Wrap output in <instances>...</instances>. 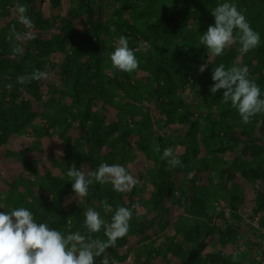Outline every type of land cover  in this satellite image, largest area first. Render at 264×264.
Instances as JSON below:
<instances>
[{
	"label": "trees",
	"instance_id": "obj_1",
	"mask_svg": "<svg viewBox=\"0 0 264 264\" xmlns=\"http://www.w3.org/2000/svg\"><path fill=\"white\" fill-rule=\"evenodd\" d=\"M223 2L0 0V152L24 166L17 180L0 191V211L23 206L37 222L62 233L87 234L83 225L89 207L106 222L118 207H127L133 213L130 231L106 250L109 264H151L171 255L180 264H262L226 248L237 246L241 237L239 211L248 190L251 215L259 216L264 228V114L244 124L230 103L222 102V91L213 95L210 88L213 69L223 63L247 66L264 92V0H229L259 33V46L242 55L234 45L211 57L199 38L214 24L211 12ZM81 18L90 23L88 31L80 29ZM20 35L27 40L20 41ZM120 36L133 49L146 42L136 53L137 72L112 67L109 54ZM202 64L208 67L200 73ZM37 71L54 77L18 82ZM37 102L42 109H35ZM30 135L38 141L22 154L7 149L15 136ZM55 136L64 142L63 156L52 151L51 167L41 172L40 139ZM169 147L182 167L171 168L162 159ZM31 152L37 156L30 157ZM139 161L146 165L138 168ZM73 162L88 172L104 162L118 163L140 183L127 193L94 183L88 197L72 199L67 171ZM237 177L248 190L235 182ZM175 207L184 213L172 226ZM91 235L107 240L103 230Z\"/></svg>",
	"mask_w": 264,
	"mask_h": 264
},
{
	"label": "clouds",
	"instance_id": "obj_2",
	"mask_svg": "<svg viewBox=\"0 0 264 264\" xmlns=\"http://www.w3.org/2000/svg\"><path fill=\"white\" fill-rule=\"evenodd\" d=\"M23 12L24 9L21 8ZM214 24L199 38V45L204 46L211 57H220L234 45H239V52L247 54L260 44V35L250 25L246 16L236 4L225 0L212 10ZM24 24L31 27L27 18ZM31 37V33L28 34ZM141 41L135 49L129 46L125 36H120L115 49L109 54L112 67L125 73L139 70L140 62L136 53L146 47ZM208 64L199 67L200 73L206 71ZM45 72H34L29 76H20V84L32 80H46ZM213 85L210 92L215 95L222 91V102L230 103L242 119L248 124L254 117L264 114V92L251 78L247 66L226 67L223 63L212 72ZM11 90L12 85H7ZM159 151V148L155 149ZM63 156L62 152L57 153ZM162 159L169 167H182L183 164L173 148L163 150ZM67 176L71 178L75 196L84 199L89 196L91 187L95 184H111L116 192L127 193L136 187L140 181L121 164L101 163L96 171L88 172L85 165L77 169L75 163L68 167ZM70 202V201H69ZM105 211L111 210L106 201ZM2 208V207H0ZM132 210L118 207L111 222H106L101 214L89 207L84 213V228L87 234L75 232L65 234L50 227L47 222H37L35 215L26 207L20 206L9 211H0V264H96L98 257H104L100 264H109L105 255L108 248L115 247L117 241L127 236L130 231ZM104 231L107 240L93 238L91 234ZM111 264H118L113 260Z\"/></svg>",
	"mask_w": 264,
	"mask_h": 264
},
{
	"label": "rangeland",
	"instance_id": "obj_3",
	"mask_svg": "<svg viewBox=\"0 0 264 264\" xmlns=\"http://www.w3.org/2000/svg\"><path fill=\"white\" fill-rule=\"evenodd\" d=\"M80 29L83 31H88L90 29V23L86 22V20H79L78 22ZM28 35V34H27ZM20 41H26L27 38L23 35H20L18 37ZM54 75L52 73L48 74V78L46 79L48 82L50 79H53ZM51 81V80H50ZM55 87V86H54ZM47 83L45 84L44 87H42V92L44 96V100L48 99L47 94ZM55 88H53V91ZM50 91V90H49ZM57 93L54 92V95L57 96L60 93L56 91ZM25 99H28L26 97ZM199 101H198V103ZM35 109L40 110L41 104L40 103H35ZM155 109H157L156 105H153ZM41 126V125H40ZM73 133L75 136H78V128L77 126L74 127ZM35 141H38V138L34 135L26 136V137H19L15 136L14 138L11 139L7 149L16 152L18 155L22 154L24 151H26L27 147H30L31 144ZM42 143V156L40 159V171L44 172L45 168H50L51 167V152L55 155H57L58 152H62L64 150V142L57 136L53 138H42L40 139ZM133 146H135V143L133 141ZM181 152V151H180ZM179 152V153H180ZM30 157H35L37 156V153L34 155L32 152L29 153ZM58 158H61L62 156H58ZM144 159H141V161ZM143 165H146V161L138 163V168H141ZM23 164L15 158H6V155L3 154V152H0V175H1V183H0V191L3 192L9 188V185L14 181L17 180L19 177V174L21 170H23ZM205 181V180H204ZM218 181V179H216ZM219 182V181H218ZM217 182V183H218ZM235 182L239 183L241 187L247 188L248 185L244 181H242L239 177L235 180ZM248 190V188H247ZM252 192L248 190L247 192V204L244 206V208H240V215L242 216V222H239L238 225L241 227V237L238 238L237 246H229L227 247L228 253L231 252H236L238 255H245L246 259L248 262H258L264 264V238L262 235L264 234V228L261 226V220L259 217L251 215L252 211L250 210V207H252ZM220 207V206H218ZM173 213L171 214V225L173 226L176 222V220L179 218V216L184 213V209H180L179 207H175L172 211ZM170 227L168 230V233L170 232L171 235L175 233V230L173 227ZM257 235V236H256ZM131 243L133 245H136V240L132 239ZM169 258L167 260H164L163 258H159L158 260L152 262L151 264H180V260L171 256H168Z\"/></svg>",
	"mask_w": 264,
	"mask_h": 264
},
{
	"label": "built area",
	"instance_id": "obj_4",
	"mask_svg": "<svg viewBox=\"0 0 264 264\" xmlns=\"http://www.w3.org/2000/svg\"><path fill=\"white\" fill-rule=\"evenodd\" d=\"M27 100V99H26ZM259 217V216H258Z\"/></svg>",
	"mask_w": 264,
	"mask_h": 264
}]
</instances>
